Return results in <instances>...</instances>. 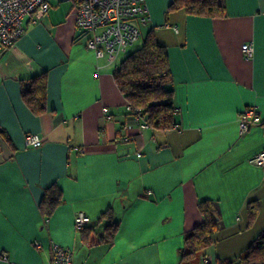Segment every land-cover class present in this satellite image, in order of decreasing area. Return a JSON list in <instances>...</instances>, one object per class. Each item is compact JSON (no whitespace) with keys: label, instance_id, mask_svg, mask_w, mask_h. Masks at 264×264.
<instances>
[{"label":"crops","instance_id":"obj_1","mask_svg":"<svg viewBox=\"0 0 264 264\" xmlns=\"http://www.w3.org/2000/svg\"><path fill=\"white\" fill-rule=\"evenodd\" d=\"M68 1L50 0L38 23L26 16L25 34L0 55V264H51L54 244L72 251L73 264H216L240 255L264 229V166L250 162L264 151V127H239L245 107L264 117V0H225L216 18L147 0L141 30L155 28L168 48L175 125L136 130L129 141L118 62L87 48ZM247 42L255 46L249 58ZM45 71L48 110L38 115L22 81ZM30 133L44 144L28 146ZM53 184L63 201L45 216L40 204ZM204 199L218 202L215 243L183 260ZM109 208L115 241L86 244L76 214L85 211L103 233Z\"/></svg>","mask_w":264,"mask_h":264},{"label":"trees","instance_id":"obj_2","mask_svg":"<svg viewBox=\"0 0 264 264\" xmlns=\"http://www.w3.org/2000/svg\"><path fill=\"white\" fill-rule=\"evenodd\" d=\"M177 9L214 18L225 16L227 11L225 0H172L169 11ZM114 77L128 104L142 113L150 127L170 128L175 125V79L168 48L158 39L155 28L148 31L140 46L124 56L115 68ZM47 91V71L22 81L23 97L35 114H43L48 110ZM130 114L134 122L135 117ZM62 201V190L57 184L47 188L40 204L43 215L50 216ZM199 209L203 221L186 232L185 245L181 250L183 260L204 254L206 248L215 243L214 234L221 225L217 201L204 199L199 202ZM249 213L251 220H255L259 213L258 206L252 205ZM104 220L107 223L103 233H99L98 225L80 229L86 244L115 241L119 224L115 221L112 208L102 213L99 223ZM216 264H264V229L240 255L235 258H218Z\"/></svg>","mask_w":264,"mask_h":264},{"label":"built area","instance_id":"obj_3","mask_svg":"<svg viewBox=\"0 0 264 264\" xmlns=\"http://www.w3.org/2000/svg\"><path fill=\"white\" fill-rule=\"evenodd\" d=\"M70 1L74 3L77 27L85 38L87 48L94 51L97 57L108 58L112 63L135 49L136 43L142 38L141 24H147L150 20L147 0ZM50 9V0H0V55L25 34L26 16H30L35 24L42 21ZM243 51L246 57H251L255 51L254 43L243 44ZM126 109L135 117V121L124 123L127 134L123 141H129L130 134L136 130L150 128L141 112L135 111L128 103ZM254 126L264 127V117L257 108L245 107L239 118L240 133L245 134ZM44 142V137L37 133L27 134L28 146L39 147ZM74 149L81 150L80 147ZM250 162L264 166V151L254 155ZM75 224L78 229L90 226L92 217L85 211H79L75 216ZM73 258L72 251L66 247L53 245L51 264H73Z\"/></svg>","mask_w":264,"mask_h":264},{"label":"rangeland","instance_id":"obj_4","mask_svg":"<svg viewBox=\"0 0 264 264\" xmlns=\"http://www.w3.org/2000/svg\"><path fill=\"white\" fill-rule=\"evenodd\" d=\"M64 3H66V1H62L61 3H60V7L64 4ZM68 3L70 4V6H72L73 5V3L72 2H70V1H68ZM143 29H142V38H141V40L138 42V43H136V47H138V46H140L141 44H142V42H143V40H144V38H145V36H146V34L148 33V31H149V29H147L148 27H142ZM135 47V48H136ZM123 58H124V56H122V57H120L119 59H118V64L119 63H121V61L123 60Z\"/></svg>","mask_w":264,"mask_h":264}]
</instances>
